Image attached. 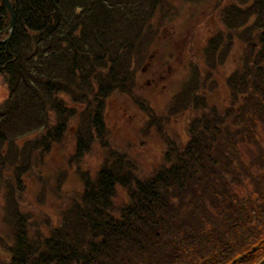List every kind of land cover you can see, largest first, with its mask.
Listing matches in <instances>:
<instances>
[{"label":"trees","instance_id":"obj_1","mask_svg":"<svg viewBox=\"0 0 264 264\" xmlns=\"http://www.w3.org/2000/svg\"><path fill=\"white\" fill-rule=\"evenodd\" d=\"M9 1L15 25L4 43L10 13L0 0L2 264H250L261 249L244 251L264 236V0L216 5L221 26L189 54L170 93L167 117L190 112L185 141H166L172 148L145 177L123 154L92 170L81 163L97 144L107 148L112 94L152 115L137 73L158 44L167 64L164 41H154L177 0ZM54 152L66 160L48 176ZM68 170L80 191L66 187ZM28 179L40 206L65 199L57 224L22 206ZM117 188L126 201L115 202Z\"/></svg>","mask_w":264,"mask_h":264},{"label":"rangeland","instance_id":"obj_2","mask_svg":"<svg viewBox=\"0 0 264 264\" xmlns=\"http://www.w3.org/2000/svg\"><path fill=\"white\" fill-rule=\"evenodd\" d=\"M227 1L201 0V2H196V0H177L175 11L170 20L167 21L166 28L161 32V40L157 37L154 41V43L164 41L161 49L165 53L163 59L167 64L163 67L161 65L163 52L158 50V44L156 45L157 49L150 52L151 57L155 60L149 62L147 69L142 68L137 73L139 93L147 102L146 105L152 108V115L148 116L137 104L131 102L125 96L112 94L105 101L103 113L107 148H102V153L97 148L100 147L98 144L92 148L81 163L84 169L97 168L106 154L111 153L113 159L119 154H123L125 162L131 160L134 163L136 175L145 177L162 163L165 148H172L166 141H171L177 145L185 141V125L188 123L190 112L187 111L185 114L177 112L173 116L167 117L170 106L169 99L172 95L170 93L175 91L177 85H179L178 80L182 78L183 64L187 61L189 54H193L198 46L203 45L211 31L221 26L215 27L217 20L214 19L215 15L212 11L217 4L221 6ZM134 92L138 93L137 90H134ZM6 97L7 85L3 81V76L0 75V103ZM182 115L184 116L181 117ZM176 116L177 118H174ZM158 128L162 129L163 132L158 131ZM68 139L71 141L67 142V147L71 151V147L73 149L75 142L70 136ZM60 149L64 150L66 156L68 149L66 147H60ZM111 150L112 152H110ZM64 154L58 155L54 152L46 159L44 172L48 176H50V173L47 169H55V166H59L62 156L66 160ZM67 174L69 181L66 182V187L70 190L80 191V184L73 176L74 173L68 170ZM25 187L27 189L21 194V204L24 209L34 213L35 219L42 217L53 225L57 224L56 215L67 204L65 199L57 198L54 195L50 204L46 203L40 206L37 204V197L35 196L37 187L32 179L26 181ZM66 187H64V190L69 192ZM69 193L74 195L73 191ZM124 200H127L126 190L117 188L115 202L122 203ZM3 260L4 257L0 249V264Z\"/></svg>","mask_w":264,"mask_h":264},{"label":"water","instance_id":"obj_3","mask_svg":"<svg viewBox=\"0 0 264 264\" xmlns=\"http://www.w3.org/2000/svg\"><path fill=\"white\" fill-rule=\"evenodd\" d=\"M4 2H5V7H6V9H8L9 12H10V22H9V26H8V28L6 29V32L9 33V36H8V38L5 40V42L8 43L9 40H10V38H11V34H12V32H13V29H14V22H15V20H14V16H13V13H12V10H11V6H10V2H9V0H4Z\"/></svg>","mask_w":264,"mask_h":264}]
</instances>
